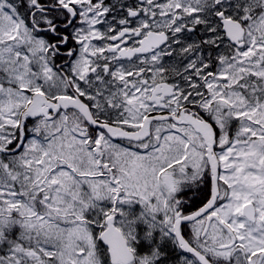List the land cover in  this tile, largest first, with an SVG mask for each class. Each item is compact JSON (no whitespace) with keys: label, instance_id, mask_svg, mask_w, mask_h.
<instances>
[{"label":"snow or ice","instance_id":"1","mask_svg":"<svg viewBox=\"0 0 264 264\" xmlns=\"http://www.w3.org/2000/svg\"><path fill=\"white\" fill-rule=\"evenodd\" d=\"M0 264H264V0H0Z\"/></svg>","mask_w":264,"mask_h":264}]
</instances>
